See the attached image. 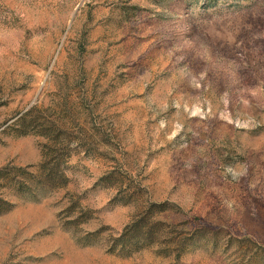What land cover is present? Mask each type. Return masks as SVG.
Here are the masks:
<instances>
[{"label":"rangeland","instance_id":"rangeland-1","mask_svg":"<svg viewBox=\"0 0 264 264\" xmlns=\"http://www.w3.org/2000/svg\"><path fill=\"white\" fill-rule=\"evenodd\" d=\"M0 264H264V0H0Z\"/></svg>","mask_w":264,"mask_h":264}]
</instances>
